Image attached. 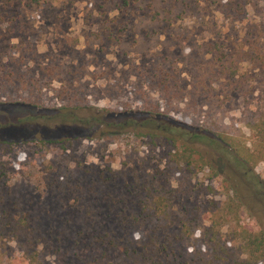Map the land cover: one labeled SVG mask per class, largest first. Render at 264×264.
<instances>
[{
    "label": "rangeland",
    "instance_id": "rangeland-1",
    "mask_svg": "<svg viewBox=\"0 0 264 264\" xmlns=\"http://www.w3.org/2000/svg\"><path fill=\"white\" fill-rule=\"evenodd\" d=\"M59 113L153 115L250 146L247 123L264 118V0H0V141L17 144L0 146V264H108L121 252L93 238L120 239L148 194L175 192V224L201 235L231 181L247 206L224 231H264V189L222 140L198 145L209 167L196 156L176 169L169 140L44 118ZM254 173L264 183V162Z\"/></svg>",
    "mask_w": 264,
    "mask_h": 264
},
{
    "label": "trees",
    "instance_id": "trees-1",
    "mask_svg": "<svg viewBox=\"0 0 264 264\" xmlns=\"http://www.w3.org/2000/svg\"><path fill=\"white\" fill-rule=\"evenodd\" d=\"M11 2V0H9ZM127 4H129L127 2ZM126 4V6H128ZM225 57V55H223ZM261 60V59H260ZM223 64V59L220 60ZM223 72V71H222ZM233 77V75L231 74ZM20 103H14L16 105ZM40 117L23 118L15 123L6 124L11 129L21 127V123L32 122ZM60 126H96L117 127L121 130H131L138 137L159 138L172 142L175 149L172 166L193 167L196 156L204 165H211L203 152L199 150L204 144L210 147L219 146L222 140L233 153L236 168L241 171L245 179L251 178L254 185L264 189V183L254 173V168L264 162V118L259 117L248 121V128L252 132V143L237 145L231 137L222 135H205L199 132L189 133L176 122L169 123L167 127L159 128L154 125L153 115L127 119L122 123L107 121L101 117L84 119L73 113H59L54 116H45ZM105 127V128H106ZM17 146L15 142L0 141V146L6 150ZM45 165V164H44ZM196 166V165H195ZM228 184L230 198L227 204L214 205L210 225L203 234L197 232L196 227L187 224H175L174 204L178 195L169 192L166 195L148 194L141 201L140 211L137 214H129L121 220L120 231L122 237L117 241H109L105 238H93L106 247L110 253L120 251L108 264H261L264 262V231H253L244 226H230L225 232V223L235 212L238 203L247 206L245 197L238 184ZM264 197V196H262ZM236 210V209H235ZM260 218L258 214L256 219ZM22 232L30 231L29 222L23 219ZM26 227V228H25ZM141 231L139 235L131 232ZM32 231V230H31ZM108 238V237H107ZM191 245L192 252L188 256L181 253L182 247ZM36 257H34V260ZM105 264V263H101Z\"/></svg>",
    "mask_w": 264,
    "mask_h": 264
}]
</instances>
